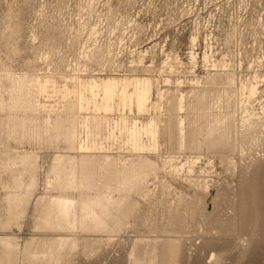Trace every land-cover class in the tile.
I'll return each mask as SVG.
<instances>
[{
	"label": "rangeland",
	"instance_id": "374dc122",
	"mask_svg": "<svg viewBox=\"0 0 264 264\" xmlns=\"http://www.w3.org/2000/svg\"><path fill=\"white\" fill-rule=\"evenodd\" d=\"M0 264H264V0H0Z\"/></svg>",
	"mask_w": 264,
	"mask_h": 264
},
{
	"label": "bare ground",
	"instance_id": "6f19581e",
	"mask_svg": "<svg viewBox=\"0 0 264 264\" xmlns=\"http://www.w3.org/2000/svg\"><path fill=\"white\" fill-rule=\"evenodd\" d=\"M151 87H152L151 80L149 78H144V77H122V78L108 77L103 79L91 78L86 81H83L82 79H78V88L74 90L72 94H76L80 102L86 101L87 103H88L87 100L89 99L86 98L85 96L86 94H89V97H91V101H92L89 102H91L93 108L95 110L102 111L105 114L112 111L114 104L118 109L121 110H124L126 108L127 109L135 108L138 113H142L145 112L147 109L151 96ZM64 90L63 91L65 92V94L69 93L67 89ZM255 90H256L255 87H251L249 89V93L254 94ZM179 109L181 110V105H179ZM122 122L124 124V121ZM179 131L182 136L183 135L182 123L179 124ZM141 133L151 138L152 148H154L157 137V125L153 119L149 120L147 126L142 129ZM139 135H140L139 131L136 130L135 128L131 129L128 133V136L130 137V141H131V144L130 143L129 144L131 145L132 149L135 151H141L144 149V146L140 144L138 140ZM80 149H88V148L86 146H80Z\"/></svg>",
	"mask_w": 264,
	"mask_h": 264
}]
</instances>
